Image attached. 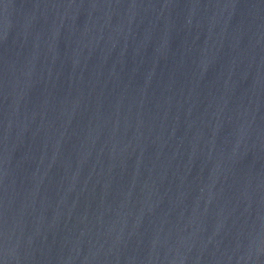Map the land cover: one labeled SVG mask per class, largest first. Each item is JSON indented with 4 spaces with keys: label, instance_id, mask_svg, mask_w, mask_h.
Segmentation results:
<instances>
[{
    "label": "water",
    "instance_id": "obj_1",
    "mask_svg": "<svg viewBox=\"0 0 264 264\" xmlns=\"http://www.w3.org/2000/svg\"><path fill=\"white\" fill-rule=\"evenodd\" d=\"M0 264H264V0H0Z\"/></svg>",
    "mask_w": 264,
    "mask_h": 264
}]
</instances>
